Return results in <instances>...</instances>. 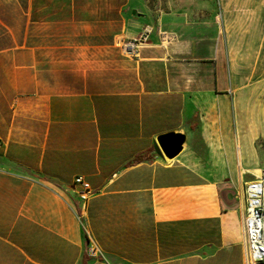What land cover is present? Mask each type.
I'll use <instances>...</instances> for the list:
<instances>
[{
	"label": "crops",
	"instance_id": "obj_1",
	"mask_svg": "<svg viewBox=\"0 0 264 264\" xmlns=\"http://www.w3.org/2000/svg\"><path fill=\"white\" fill-rule=\"evenodd\" d=\"M256 170L264 0H0V264H246Z\"/></svg>",
	"mask_w": 264,
	"mask_h": 264
},
{
	"label": "built area",
	"instance_id": "obj_2",
	"mask_svg": "<svg viewBox=\"0 0 264 264\" xmlns=\"http://www.w3.org/2000/svg\"><path fill=\"white\" fill-rule=\"evenodd\" d=\"M153 29L147 26L143 33L136 39L120 43L124 53L130 58H138L142 47L148 42ZM172 39L162 34L163 42ZM75 184L80 186V196L84 209L87 200L95 193L82 178H77ZM242 199L244 201L245 214L243 218V236L246 252V264H264V253L261 251L260 228H264L262 217V203H264V170H260L254 179L245 182L242 187ZM96 249H93L95 252Z\"/></svg>",
	"mask_w": 264,
	"mask_h": 264
},
{
	"label": "water",
	"instance_id": "obj_3",
	"mask_svg": "<svg viewBox=\"0 0 264 264\" xmlns=\"http://www.w3.org/2000/svg\"><path fill=\"white\" fill-rule=\"evenodd\" d=\"M157 143L165 158L173 160L187 148L189 133L187 131H178L163 134L157 138Z\"/></svg>",
	"mask_w": 264,
	"mask_h": 264
},
{
	"label": "bare ground",
	"instance_id": "obj_4",
	"mask_svg": "<svg viewBox=\"0 0 264 264\" xmlns=\"http://www.w3.org/2000/svg\"><path fill=\"white\" fill-rule=\"evenodd\" d=\"M239 162H240V166L244 167V157L242 155H239L238 157ZM256 174L259 172H255ZM262 217L264 218V203H262ZM260 242H261V251L264 253V228H260Z\"/></svg>",
	"mask_w": 264,
	"mask_h": 264
},
{
	"label": "rangeland",
	"instance_id": "obj_5",
	"mask_svg": "<svg viewBox=\"0 0 264 264\" xmlns=\"http://www.w3.org/2000/svg\"><path fill=\"white\" fill-rule=\"evenodd\" d=\"M257 151H258V156H259V151H260V149L258 150L257 149ZM254 172H259V170H256V171H254ZM246 179L248 180V179H250V178H247L246 177ZM229 190H232L233 192H235L236 191V185L233 183V184H231V187L229 188Z\"/></svg>",
	"mask_w": 264,
	"mask_h": 264
},
{
	"label": "trees",
	"instance_id": "obj_6",
	"mask_svg": "<svg viewBox=\"0 0 264 264\" xmlns=\"http://www.w3.org/2000/svg\"><path fill=\"white\" fill-rule=\"evenodd\" d=\"M146 157H145V155H140V156H138L137 158H136V162H138V161H142L143 159H145Z\"/></svg>",
	"mask_w": 264,
	"mask_h": 264
}]
</instances>
